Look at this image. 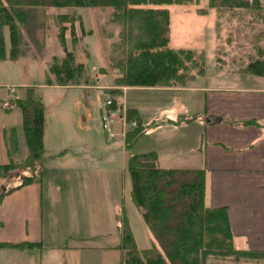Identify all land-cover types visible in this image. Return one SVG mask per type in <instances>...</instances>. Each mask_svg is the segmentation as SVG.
<instances>
[{"label":"rangeland","instance_id":"1","mask_svg":"<svg viewBox=\"0 0 264 264\" xmlns=\"http://www.w3.org/2000/svg\"><path fill=\"white\" fill-rule=\"evenodd\" d=\"M194 5L197 9L193 8ZM142 7H163L168 9L169 19L171 14V27L169 25L167 46L172 49H175L173 47H180L192 50L190 59L182 55V58H184L183 63L188 68L185 73L186 75L194 76L197 73L205 71L211 75L215 70L222 69V71L226 72L232 71V68L237 71H244L250 60L256 58L264 59V22L256 20L257 15H259V9L251 8L250 10L243 11L245 8L212 7L217 11L212 19L210 14L204 9L210 7L209 0H189L173 4L142 5ZM186 12L189 13V16L194 15L197 18H188V15L183 14ZM37 13L39 19L35 20L30 28H20L21 41L18 46L20 53L18 58L11 60L14 61L13 63L0 61V70H2L3 74H0V99L8 97L7 94H11V96L15 95L14 93H10L11 87L16 94L21 93L20 95H23V93L25 95L28 86L33 87L38 96L42 98L45 106L44 123H46L49 131L47 145L49 146V141L52 138L60 142L56 137L58 133H62V139L74 138V140H68L63 144L65 146L60 151L55 152L59 154L65 151L64 155L57 156L56 162L53 163L55 167L47 165L49 161L46 150L38 167L34 170L36 171V174H34L32 171L24 168V163H22L29 154L25 139L20 148H18L17 142L16 150L13 149V144L11 145L13 129L10 126L18 121V119L20 120V117H16L14 114L7 115V111L0 109V147L3 146L5 149V137L8 135L11 151L8 148L6 149L7 161L17 166L8 172H0V193L20 183L23 175L34 174L33 177L40 180L43 184L45 202L48 182H62L60 184V191H58L59 195L62 193V196L58 195V200L60 201L57 204L52 203L53 205L49 208L50 216L46 218V223L49 226L52 224L51 228L53 232L51 235L53 240L59 241L66 234H91L101 229V231L112 230L115 225H119L122 235L123 217H126L128 220L129 229L133 237L130 223L132 222L136 230V226H141V224L138 219L135 222V217L127 206V213L121 211L115 225L111 221L110 213L112 207H110L109 194L112 195L114 191H111L108 187H110V183L112 185L115 184L117 191L118 179L112 177L109 172H76L75 170H67L65 167L64 161L72 157L75 152H80L79 154L85 156L84 162L81 164L82 166H90L92 163L89 162V159L100 161L103 156V150L97 151L93 147H88L87 149V146H80L76 142L78 136L84 132L79 130L77 116L79 114L84 116L90 127L88 132L91 137L96 139V143H103L107 134L102 129L99 119L102 111L100 108L98 112V107H102L107 99L112 100L111 106L106 107L111 109V112L114 114L113 121L110 124V131L115 136L118 133L116 131L120 129L121 134L124 135L125 142L127 138L125 137L127 135L126 132L136 126L134 116L129 117L127 114L131 110L128 108L132 107L131 105L137 104L140 106L137 116L139 115L138 118L142 121V125L149 124L151 117H158L160 119L183 112L182 115L187 119L184 123H187L190 120L194 121L203 116L201 109L203 105V92H193L186 89L163 90L157 88L174 84V81L179 82L181 81L180 78L171 81L166 86L155 85V89L147 88L151 86H134L147 89L144 91L130 89L129 92L122 93L121 91L124 92L126 85L117 86L119 84L114 81V78L116 75L119 76L121 72L116 63L125 54L121 51L118 41L120 27L117 22L113 21L112 8L110 7L49 6L40 9ZM59 14L72 16V23L74 25L72 24V26L70 22H59ZM202 15L205 17L201 21L199 18ZM182 25L185 26L183 29L186 30L187 28L188 32L183 33V29H181ZM62 26L65 27L63 43L59 35ZM6 28L4 29V36L7 47L8 32ZM66 51L73 53L77 63H83L84 71L79 77V82L74 84L69 82V84L60 85L54 75L50 73L49 66L55 59L57 61L62 60L65 57ZM47 77L51 79V84L46 83ZM209 78L205 79L197 75L195 81L187 80L186 84L190 86L205 85L209 83ZM193 94L196 96L195 99L191 100ZM193 108L197 109V112ZM177 125L187 128V125H183L182 122ZM160 126L145 127L131 141L129 148L125 147L122 139L118 142L121 144L120 146L124 145L131 154L148 152L163 143V140H158L160 138L159 132L152 133V131H149L151 128ZM19 129L21 130L22 128L19 127ZM175 134L182 135L183 131L177 130ZM171 136L174 139L180 138L174 134ZM109 145H112L111 140H109ZM64 147L65 149H63ZM23 148L26 150V155ZM6 150H4V153L0 151V161L6 160ZM157 165L162 168L159 165L158 156ZM41 168L44 172L43 177L40 179ZM69 181L71 182L69 183ZM129 182L131 181L129 180ZM74 183L79 184L74 185ZM43 209L45 215L49 213L46 202ZM92 210L98 219L92 215ZM114 239L110 237L109 240L106 239L103 242H112ZM133 239L135 242L134 237ZM70 240L72 241L73 239ZM99 242L90 243L100 244ZM122 253L121 263L124 264L125 251L123 250ZM107 257L110 259L111 264H115L117 261L116 252H109ZM215 258L216 261L224 260L223 264H226L227 261L232 264L235 260L238 261L240 259L234 255L230 256L231 259L217 256ZM253 262L252 264H264V258ZM207 264L216 263L207 262Z\"/></svg>","mask_w":264,"mask_h":264},{"label":"crops","instance_id":"2","mask_svg":"<svg viewBox=\"0 0 264 264\" xmlns=\"http://www.w3.org/2000/svg\"><path fill=\"white\" fill-rule=\"evenodd\" d=\"M260 1L264 5V0ZM193 8L195 9L196 6L194 5ZM204 9L212 19L217 13L212 7ZM183 14L187 16L189 13ZM191 17L195 16L188 15V18ZM204 17L202 15L199 19L201 20ZM169 25L171 27V14ZM184 27L182 25L181 29ZM182 31L183 33L188 32L187 28ZM173 48L178 49L180 47ZM1 62L13 63L14 61L5 59ZM0 74H2V70H0ZM197 75L205 79L210 77L208 79L209 83L194 86L186 84L187 80L195 81ZM186 77H190V79ZM116 78L117 75L114 81ZM125 88L124 92L121 91L122 93L129 92L130 89L144 91L147 88L155 89L156 87L126 86ZM157 88L203 92V105L201 107L203 116L187 123L183 121L182 124L187 125V128L172 124L151 128L149 131H152V133L159 132L160 138L158 140H163L164 145L162 143L159 147L156 146L149 151L157 153L159 165L162 168L204 169L205 206L226 209L232 230L234 248L264 251V75L247 70L237 71L233 68L232 71L226 72L220 69L215 70L211 75L207 74V71L197 73L194 76L185 74L181 77V81H174V84ZM10 93L15 95L7 94L9 99L24 96V93L23 95H20L21 93L16 94L12 87ZM195 96L193 94L191 100L195 99ZM8 97L2 99V101L5 103L9 100ZM131 106L128 108L133 110L135 115L139 114L140 106L137 104ZM100 108L101 106L98 107V112ZM0 109L4 110L3 107H0ZM194 111L197 112V109H194ZM7 112V115L14 114L16 117H20V120L18 119L10 126L15 128L13 129L14 134L11 137V143L13 144V141L17 140L16 145L13 146V149L16 150L17 142L18 148L22 147L24 143L23 130L19 129L22 121L21 110L16 106H11V109ZM183 113L167 118H176ZM87 114L89 113L87 112ZM77 117L79 130L84 132L78 136L76 142L80 146H87V149L93 147L97 151L103 150V156L100 161L89 159V162L92 163L90 166H82L85 156L79 154L80 152H75L72 157L64 161L66 169L89 173L109 172L112 177L117 178V191L115 184L110 183V187H108V189L114 191L112 195L109 194L110 207H112L111 221L115 225L119 213L121 211L127 213V206L130 212L133 213L135 222L138 219L141 224V226H136V230L129 217L137 248L139 250L151 248L153 237L131 198V182H129L127 171V161L131 153L124 145L120 146L121 144L118 142L122 139L124 144V135L118 129L115 136L111 138L106 136L103 143H96V139L91 137L88 132L90 127L84 116L79 114ZM154 119L156 117H151L149 123L151 124ZM139 121H141L140 118ZM177 130H182L183 134H175ZM48 133V127L44 123L43 143L45 151L47 150L46 155L49 161L47 165L55 167L53 163L56 162L57 156L64 155L65 151L59 154L55 152L60 151L65 146L63 145L65 142L68 140L73 141L74 138L62 139V133H58L56 137L60 142L52 138L48 146ZM172 134L180 138L174 139L171 136ZM109 140L112 141V145H109ZM4 145L5 149L3 146L0 147L1 152L4 153L7 148L11 151L8 135L5 137ZM7 162L6 150V160H2L0 163ZM60 184L62 182L49 181L46 186L45 202L49 212L46 215L43 209L45 203L43 184L40 181L35 180L0 196V242L11 244L21 242L39 243V246L29 248H0V264H111L110 259L107 257L109 252H116L117 261L115 264H122L123 250L119 248L122 235L119 225H115L112 230L101 231V229L91 234H66L59 241L53 240L51 235L53 232L52 224L49 226L46 223V218L50 216L49 208L53 205L52 203L57 204L60 201L58 200V197L62 196V193L59 195L58 192L61 188ZM78 184L74 183V185ZM93 212L92 210V215L98 219ZM110 237L115 239L112 242H103V240H109ZM97 241H100V244L90 243ZM74 242L80 243L73 244ZM215 257L211 256L207 262L216 264L225 262L224 260L216 261ZM228 258L231 259L230 256ZM239 258L238 261L235 260L232 264H252L253 261L259 260L246 257ZM226 264L230 263L227 261Z\"/></svg>","mask_w":264,"mask_h":264},{"label":"trees","instance_id":"3","mask_svg":"<svg viewBox=\"0 0 264 264\" xmlns=\"http://www.w3.org/2000/svg\"><path fill=\"white\" fill-rule=\"evenodd\" d=\"M189 0H0V61L16 60L21 41V27L30 28L39 19L40 9L53 7H110L113 21L119 24V45L124 56L116 64L120 75L115 82L126 86L168 85L180 79L188 68L182 55L190 59L192 50L172 49L167 46L169 32V11L161 5L182 3ZM197 1V0H195ZM210 7L259 9L257 21L264 22V5L260 0H209ZM250 12V11H248ZM256 15V14H255ZM61 23L73 24V17L59 14ZM74 25V24H73ZM72 25V26H73ZM7 27V47L4 29ZM65 27H61L60 38L64 41ZM144 36V37H143ZM8 50V51H7ZM83 63H77L71 51H66L62 60H54L49 66L60 85L79 82L84 71ZM246 70L264 75V59L250 60ZM200 72V71H199ZM77 80V81H76ZM47 84L51 79L47 77ZM12 105L21 110V128L28 149V157L22 163L24 168L34 171L45 153L43 135L45 106L35 89L28 86L22 98L0 100V107L9 111ZM136 126L126 132L125 147L145 127L163 124L177 125L186 121L184 115L176 118H156L152 123L142 125L133 110ZM132 119V118H131ZM15 129L14 127H11ZM14 134V132H13ZM12 144V143H11ZM16 145V140L13 145ZM16 165L0 163V172H8ZM42 167V166H41ZM43 168V167H42ZM40 169V179L43 170ZM131 181V198L140 210L153 237L151 248L139 250L129 229L126 217L122 219L121 250L125 251L124 264H207L209 257H246L263 259L264 251L239 250L233 246L232 230L225 208L205 206V170L201 168H160L155 151L131 154L127 161ZM23 175L20 183L6 189L0 196L35 179ZM39 246L37 242L11 244L0 242L2 247L29 248Z\"/></svg>","mask_w":264,"mask_h":264},{"label":"built area","instance_id":"4","mask_svg":"<svg viewBox=\"0 0 264 264\" xmlns=\"http://www.w3.org/2000/svg\"><path fill=\"white\" fill-rule=\"evenodd\" d=\"M104 106L101 109V114H100V121H101V126L103 128V130L108 134V135H112V131L111 130V123L113 121V113L111 112V109L106 108V107H110L111 104L113 103L112 100L107 99L106 102H104ZM108 109V110H107ZM110 110V111H109ZM114 135V134H113ZM112 135V136H113ZM111 136V137H112Z\"/></svg>","mask_w":264,"mask_h":264}]
</instances>
